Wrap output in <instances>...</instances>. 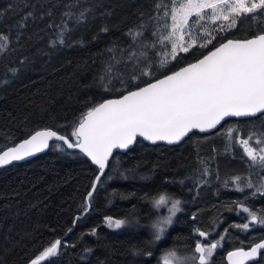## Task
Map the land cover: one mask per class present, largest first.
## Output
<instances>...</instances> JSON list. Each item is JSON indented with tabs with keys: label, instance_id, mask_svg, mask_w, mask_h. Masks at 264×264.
<instances>
[{
	"label": "trees",
	"instance_id": "16d2710c",
	"mask_svg": "<svg viewBox=\"0 0 264 264\" xmlns=\"http://www.w3.org/2000/svg\"><path fill=\"white\" fill-rule=\"evenodd\" d=\"M67 3L69 0H0V33L13 34L9 49L0 53V147L4 149L49 126H63L61 132L70 135L72 122L86 111V101L98 103L119 95L93 85L101 69L98 54L117 41L127 47L125 33L141 22L146 25L145 37L149 40L156 27V22L148 19L158 14L153 9L154 0H80L74 11L93 9L88 22L71 33L72 40H82L83 44L49 47L55 28L48 25L60 23ZM49 9L51 16L47 15ZM29 11L43 19H30L16 40L15 26ZM105 25L109 29L106 33L100 31ZM260 29H264V15L244 18L230 33L222 35L245 38ZM220 42L218 37L214 44ZM211 49L210 45L208 49L195 47L181 53L168 71L197 60ZM10 67L19 69L15 76L9 73ZM116 87L120 85L116 83ZM261 126L264 118L229 119L208 134L192 132L174 146H151L137 140L127 152L113 154L87 213L81 212V205L98 169L81 153L61 152L50 142L45 153L0 168V264H27L57 238L76 247L64 248L62 243L61 254L50 264H157L174 243L182 251L185 245L194 248L197 228L207 233L218 230L226 250L249 248L264 237V227L256 225L248 231L236 228L234 225L249 219L238 202L264 215V195L252 196L254 189L235 190L231 178L246 177L249 169L237 145L235 151H226L225 133L228 128H236L246 138L249 130ZM201 161L210 174L205 178L207 183L196 187ZM164 191L182 200V211L168 227L165 238L150 245L146 243L152 239L150 225L163 215V209L156 211L144 197ZM108 216L131 223L113 229L105 225ZM93 228L96 235L91 234ZM134 246L153 255H133ZM85 248L92 252L84 253ZM211 264H223L222 259ZM252 264H264V252Z\"/></svg>",
	"mask_w": 264,
	"mask_h": 264
},
{
	"label": "snow or ice",
	"instance_id": "6c2138e0",
	"mask_svg": "<svg viewBox=\"0 0 264 264\" xmlns=\"http://www.w3.org/2000/svg\"><path fill=\"white\" fill-rule=\"evenodd\" d=\"M79 3L80 0H69L64 5L66 11L61 14L60 23L48 25L55 28V36L49 41V47L83 44L82 40H72L71 33L88 22L93 9L82 7L74 11ZM153 9L158 14L148 17L156 22L150 40L145 37L146 25L141 22L125 33L129 38L127 47L117 41L98 54L101 69L94 77L93 85L105 92H118L119 95L98 103L91 99L86 101V111L72 122L70 135L61 132L63 126H49L27 134V138L14 146H7L6 150L0 147V168L48 149L50 142L55 143L61 152L65 151L63 146L79 149L99 170L81 205V212L87 213L114 149H128L138 137L153 144L157 141L175 144L194 130L207 133L216 129L229 117L264 118V29L245 38L222 35L230 33L244 18L256 19L264 15V0H154ZM47 15H52L51 9ZM30 19H43V16L27 12L15 26L16 40L20 39L23 34L20 30L27 27ZM100 31L106 33L109 29L105 25ZM12 35L0 33V53L9 49ZM218 37L221 42L216 46L214 41ZM210 45L212 49L202 58L177 71H168L169 65L178 60L181 53H189L195 47L208 49ZM8 71L15 76L19 69L10 67ZM116 83L120 85L119 88ZM225 135L228 140L226 151H235V146L239 145L247 157L248 175L231 178L235 190L244 192L245 189H254L252 196L257 193L264 195V175H260L264 172V126L249 130L246 138L236 128H228ZM57 142H62L63 146ZM201 164L203 167L196 187L207 183L205 178L210 174L207 164L203 161ZM253 176H258V179H253ZM224 183L228 186L229 181ZM144 199L156 211L170 204L168 215H158L150 225L152 239L146 243L151 245L165 238L168 227L174 222L173 218L182 211V200L167 191L151 198L146 194ZM238 207L248 214L249 219L248 222L234 225L236 228L248 231L256 225L264 227V215H258L250 207L244 206L243 201L238 202ZM105 220L114 229L131 223L111 216L105 217ZM194 232L200 238L210 235L199 228ZM91 234L96 235L95 228ZM62 243L64 248L76 247L57 238L30 258L27 264H50L52 258L61 254ZM217 247L218 243L197 239L194 248L185 245L182 251L174 243L162 253L157 264H211ZM261 250H264V237L249 250L241 247L230 251L229 264L254 261L258 254H262ZM83 252L90 254L92 249L85 248ZM132 254L153 255L151 251L144 252L136 246Z\"/></svg>",
	"mask_w": 264,
	"mask_h": 264
},
{
	"label": "water",
	"instance_id": "95a60500",
	"mask_svg": "<svg viewBox=\"0 0 264 264\" xmlns=\"http://www.w3.org/2000/svg\"><path fill=\"white\" fill-rule=\"evenodd\" d=\"M217 46H219V45H217ZM206 54H207V53H205L204 55H206ZM200 58H202V56H201ZM200 58H198V59H200ZM195 61H196V60H195ZM195 61H193V62H195ZM191 63H192V62H191ZM185 66H186V65H185ZM183 67H184V66H183ZM177 70H179V69H177ZM177 70H175V71H177ZM229 119L243 120V119H249V118L229 117V118H225V120L222 121L221 124H222L223 122L229 120ZM221 124H220V125H221ZM220 125H218L216 129H218V128L220 127ZM216 129H212V130H210V131L207 132V133H200L198 130H194L193 132H196V133H198V134H208V133H210V132H212V131H214V130H216ZM190 134H191V133H189L188 136H189ZM186 137H187V136H186ZM186 137H184L181 141H179V142H177V143H175V144H168L167 142H164V141H157L155 144H153V143L150 142V141H146V140H144L142 137H138L137 140H140V141H142V142H144V143H146V144H148V145H151V146H153V145L174 146V145H178L179 143H181ZM137 140H136V141H137ZM136 141H135V142H136ZM20 142H21V141H20ZM135 142L133 143V145L135 144ZM59 143L62 144V142H59ZM133 145H131L128 149H114V150H113V154H115V153H117V152L125 153V152H127L129 149H131V148L133 147ZM63 147H64L67 151H71V152H80L79 149H67L66 146H63ZM4 150H6V148H5ZM46 151H47V149H45L44 151H42V152H40V153L35 154V155L32 156V157H28V158H26L25 160H22V161H19V162H13L12 164H15V163H21V162H24V161L30 160V159L34 158L35 156H38V155H41V154L45 153ZM80 153H81V152H80ZM81 154L84 155L83 153H81ZM113 154L110 156L109 161H110V159L112 158ZM84 156H85V155H84ZM85 157L91 162V160H90L87 156H85ZM91 163H92V162H91ZM92 165H94V166L98 169V167H97L95 164L92 163ZM6 167H7V166H6ZM106 168H107V167H106ZM105 171H106V169H105ZM98 174H99V170H98L97 175H98ZM97 175H96V176H97ZM95 178H96V177H95ZM258 242H260V240L257 241L256 243H258ZM254 244H255V243H254ZM254 244L251 245V246H254ZM251 246H250V247H251ZM250 247H249V248H244V250H249ZM238 249H239V248H238ZM234 250H236V249H234ZM234 250H231V251H234ZM229 252H230V251H228V252L225 254V256H224V260H225V263H226V264H229V260H228V253H229ZM262 252H264V250H261V253H262ZM259 256H260V254H258V256L256 257V259H255L254 261H246L245 264H252V263H255V262L258 260Z\"/></svg>",
	"mask_w": 264,
	"mask_h": 264
},
{
	"label": "flooded vegetation",
	"instance_id": "af4514ba",
	"mask_svg": "<svg viewBox=\"0 0 264 264\" xmlns=\"http://www.w3.org/2000/svg\"><path fill=\"white\" fill-rule=\"evenodd\" d=\"M217 231L218 230H215L214 233H210V235L207 238H200L198 237V234L196 233V240L200 239L201 241L206 242V243H218V247L214 250V254L211 258V261L215 262L217 258L220 257V259H222V263L226 264L224 260V256L228 251H231V250H226V247L222 245L220 234L219 233L217 234Z\"/></svg>",
	"mask_w": 264,
	"mask_h": 264
},
{
	"label": "rangeland",
	"instance_id": "374dc122",
	"mask_svg": "<svg viewBox=\"0 0 264 264\" xmlns=\"http://www.w3.org/2000/svg\"><path fill=\"white\" fill-rule=\"evenodd\" d=\"M254 145V141L252 142ZM237 147L243 152V149L241 147H239V145H237ZM246 157V156H245ZM247 158V157H246ZM168 207H170V204L168 206H163L159 209V211H161V209H163V215H168ZM177 215V214H176ZM175 218V217H174ZM173 218V220H174ZM105 225L108 226L106 220H105ZM111 228V227H110ZM114 229V228H113Z\"/></svg>",
	"mask_w": 264,
	"mask_h": 264
},
{
	"label": "bare ground",
	"instance_id": "6f19581e",
	"mask_svg": "<svg viewBox=\"0 0 264 264\" xmlns=\"http://www.w3.org/2000/svg\"><path fill=\"white\" fill-rule=\"evenodd\" d=\"M80 153V152H79ZM6 251V250H5Z\"/></svg>",
	"mask_w": 264,
	"mask_h": 264
}]
</instances>
